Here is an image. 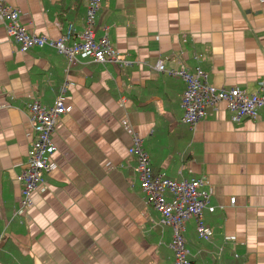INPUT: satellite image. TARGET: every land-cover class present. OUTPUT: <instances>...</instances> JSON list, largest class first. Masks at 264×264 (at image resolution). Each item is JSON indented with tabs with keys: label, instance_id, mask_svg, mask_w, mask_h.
Returning a JSON list of instances; mask_svg holds the SVG:
<instances>
[{
	"label": "crops",
	"instance_id": "0c3cea01",
	"mask_svg": "<svg viewBox=\"0 0 264 264\" xmlns=\"http://www.w3.org/2000/svg\"><path fill=\"white\" fill-rule=\"evenodd\" d=\"M2 1L30 33L57 38L84 25L85 0ZM104 26L128 65L66 67L52 49H19L0 25V264H172L171 228L146 203L127 152L132 133L153 172L204 181L212 239L196 237L192 217L184 222L189 264H264V112L237 121L219 102L188 126L185 83L166 72L198 66L216 88L264 90V0H101L95 38ZM61 85L67 112L51 135L45 184L17 214L27 103L51 106Z\"/></svg>",
	"mask_w": 264,
	"mask_h": 264
},
{
	"label": "built area",
	"instance_id": "2783aa9c",
	"mask_svg": "<svg viewBox=\"0 0 264 264\" xmlns=\"http://www.w3.org/2000/svg\"><path fill=\"white\" fill-rule=\"evenodd\" d=\"M101 0H85L84 25L75 32L71 24H67L64 32L57 38L47 37L25 31L19 23V11L9 7L0 0V25L5 34L19 49L49 48L66 59V67L89 60L105 65L114 63L126 66L128 61L117 57L112 48L104 26V33L95 38L92 27ZM156 71H164L160 61L153 66ZM170 75L180 77L184 89L180 98V122L193 126L215 109L219 102L226 105L232 119H254L261 109L264 112L263 85L250 93L243 89L230 87L216 88L207 82L206 73L198 66L190 72L182 65L177 69L166 71ZM65 85L59 87L51 106L42 107L36 101L27 103L28 121L31 137L26 151V160L22 171L15 176L21 185L17 214H22L33 205L34 191L45 184L44 176L49 171V157L55 151L51 135L58 117L67 112L64 104ZM127 152L134 158V170L137 175L139 189L147 204L159 214V223L171 228L172 237L169 247L172 251V264H189L188 251L182 235L184 222L192 217L195 220L196 237L209 242L210 228L201 220L202 210H214L209 204V193L203 188L202 178L172 179L163 172H153L147 152L142 147L141 138L135 133L131 135V144ZM230 202H233L230 199ZM231 237L227 236L226 239Z\"/></svg>",
	"mask_w": 264,
	"mask_h": 264
}]
</instances>
